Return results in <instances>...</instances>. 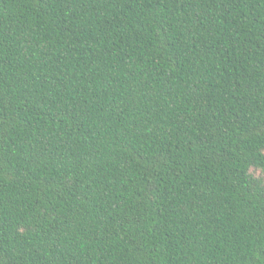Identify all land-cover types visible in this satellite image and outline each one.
I'll list each match as a JSON object with an SVG mask.
<instances>
[{"label": "trees", "instance_id": "1", "mask_svg": "<svg viewBox=\"0 0 264 264\" xmlns=\"http://www.w3.org/2000/svg\"><path fill=\"white\" fill-rule=\"evenodd\" d=\"M0 264H264V0H0Z\"/></svg>", "mask_w": 264, "mask_h": 264}]
</instances>
